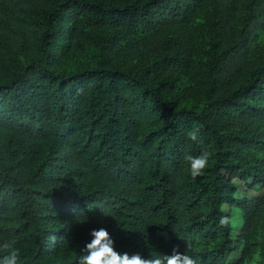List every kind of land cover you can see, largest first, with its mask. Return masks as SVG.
<instances>
[{
    "label": "trees",
    "instance_id": "trees-1",
    "mask_svg": "<svg viewBox=\"0 0 264 264\" xmlns=\"http://www.w3.org/2000/svg\"><path fill=\"white\" fill-rule=\"evenodd\" d=\"M205 1L0 0V234L17 235L18 264H77L102 227L120 252L183 253L187 241L199 264H241L264 215V160L247 161L264 154V59L233 88L214 80L198 108L156 81L179 66ZM84 26L153 35L158 60L114 69L110 35L89 67L51 71L89 54ZM195 126L203 145L185 139ZM204 148L211 167L192 180L184 156ZM239 184L257 192L237 197ZM233 209L241 228L218 227Z\"/></svg>",
    "mask_w": 264,
    "mask_h": 264
},
{
    "label": "rangeland",
    "instance_id": "rangeland-1",
    "mask_svg": "<svg viewBox=\"0 0 264 264\" xmlns=\"http://www.w3.org/2000/svg\"><path fill=\"white\" fill-rule=\"evenodd\" d=\"M97 1L106 6L110 0ZM125 1L114 0L119 5ZM248 2L249 0L205 1L194 19L188 51L184 55L177 54L179 66L156 71L158 83L168 81L174 84L179 107L187 109L202 107L206 90L214 80L224 89L233 88L264 59V0L253 6L250 26L244 33L243 25ZM64 21L67 22L65 19ZM174 29L171 34L172 43L180 35V28ZM83 31L86 34L84 43L89 49V54H69L64 64L50 65L51 71L66 75V67L78 69L89 67L97 58L99 50L106 46L105 40L111 37L110 35L117 43L114 69L139 72L146 65L154 64L158 60L159 47L153 41V35L123 34L87 26L83 27ZM180 49L183 48H175ZM257 160H264V154L247 155V161L252 166ZM246 187L238 185L237 197H247L257 192ZM231 213L232 210L230 215ZM241 225L242 222L236 229L241 228ZM257 248L264 249V215L254 229L249 251L241 264H245L249 254Z\"/></svg>",
    "mask_w": 264,
    "mask_h": 264
},
{
    "label": "clouds",
    "instance_id": "clouds-1",
    "mask_svg": "<svg viewBox=\"0 0 264 264\" xmlns=\"http://www.w3.org/2000/svg\"><path fill=\"white\" fill-rule=\"evenodd\" d=\"M203 129L200 126L192 127L185 133L186 141L195 145H203ZM213 153L207 148L201 150L199 155L186 154L184 160L187 163L185 171L192 180L205 174V169L211 167ZM229 206L220 205L219 211L226 212ZM84 217L81 223H86ZM241 214L238 209H233L231 215H221L218 219V227L222 229H236L241 224ZM90 242L83 247L84 255L77 256V264H199L198 258L187 254L191 250V244L184 242L185 251L178 252L175 248L172 253L164 254L158 251L148 256L140 252L129 254L120 252L115 247V241L106 228L93 229L90 233ZM198 250V249H197ZM22 245L15 233L0 234V264H18ZM245 264H264V249L257 248L246 259Z\"/></svg>",
    "mask_w": 264,
    "mask_h": 264
}]
</instances>
